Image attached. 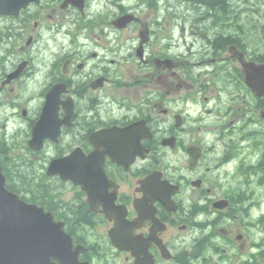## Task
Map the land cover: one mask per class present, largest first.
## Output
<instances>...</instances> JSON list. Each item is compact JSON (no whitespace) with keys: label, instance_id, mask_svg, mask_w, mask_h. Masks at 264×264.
Here are the masks:
<instances>
[{"label":"flooded vegetation","instance_id":"flooded-vegetation-1","mask_svg":"<svg viewBox=\"0 0 264 264\" xmlns=\"http://www.w3.org/2000/svg\"><path fill=\"white\" fill-rule=\"evenodd\" d=\"M258 4L0 0V165L26 202L63 222L81 260L264 264ZM40 119L63 123L33 149ZM74 151L77 183L47 175L51 158ZM120 218L133 253L109 239Z\"/></svg>","mask_w":264,"mask_h":264},{"label":"water","instance_id":"water-1","mask_svg":"<svg viewBox=\"0 0 264 264\" xmlns=\"http://www.w3.org/2000/svg\"><path fill=\"white\" fill-rule=\"evenodd\" d=\"M51 169L59 167L54 164ZM3 182L0 173V264H48L44 256L49 255L64 262L68 257L67 244L62 242L65 235L49 217L36 216L32 206L6 191Z\"/></svg>","mask_w":264,"mask_h":264},{"label":"trees","instance_id":"trees-1","mask_svg":"<svg viewBox=\"0 0 264 264\" xmlns=\"http://www.w3.org/2000/svg\"><path fill=\"white\" fill-rule=\"evenodd\" d=\"M30 164H28L27 166H29ZM31 178H32V174L31 173H24L22 175L18 176V184H24L26 183V185H28V183L31 182ZM67 207V206H66Z\"/></svg>","mask_w":264,"mask_h":264}]
</instances>
